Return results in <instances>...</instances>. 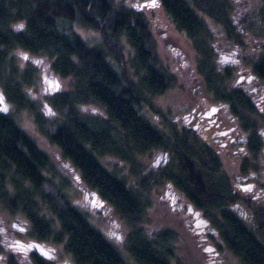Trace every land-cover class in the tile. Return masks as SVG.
I'll return each mask as SVG.
<instances>
[{"label":"trees","instance_id":"16d2710c","mask_svg":"<svg viewBox=\"0 0 264 264\" xmlns=\"http://www.w3.org/2000/svg\"><path fill=\"white\" fill-rule=\"evenodd\" d=\"M260 1L258 13L264 21ZM159 2L174 29L189 41L205 91L226 106L247 133L248 150L257 152L261 140L254 105L231 82V68L216 64L219 46H242L251 25L243 19L235 22L233 0ZM211 22L221 29L218 39ZM82 29L94 31L97 38L90 41ZM259 45L260 51L245 57L244 63L264 82V39ZM20 53L47 58L51 71L68 81L50 99L59 118L47 140L77 170L83 184L128 225L125 258L69 200L68 181L57 178L48 153L13 115L0 113V208L22 215L33 239L62 243L74 264H173L175 234L168 229L148 233L141 226L150 206L145 194L166 180L210 220L240 264H264V208L247 201L254 213V225L247 226L229 206L235 197L222 191L225 180L213 149L193 130L167 133L146 116L145 95L165 92L174 78L158 56L144 14L112 0H0V87L17 108L31 105L25 89L35 75L28 66L19 67ZM87 104L100 106L101 114L83 113L81 106ZM152 150L171 153V161L133 185L99 159L111 155L134 164L138 155ZM29 257L31 264H52L36 252ZM6 264L17 263L9 255Z\"/></svg>","mask_w":264,"mask_h":264},{"label":"rangeland","instance_id":"374dc122","mask_svg":"<svg viewBox=\"0 0 264 264\" xmlns=\"http://www.w3.org/2000/svg\"><path fill=\"white\" fill-rule=\"evenodd\" d=\"M112 1L117 6L144 14L157 45L158 56L174 78V84L165 92L145 95L148 101L146 116L167 133L174 128L177 131L193 130L201 142L213 149L219 158L221 175L225 180L222 191L235 197L229 206L247 226L252 227L254 213L247 201L264 208V82L250 72L244 59L254 57L260 51L259 44L264 39V21L258 13L261 1L233 0L235 22L248 21L251 31L244 33L242 46H219L216 56L219 68H231V82L244 90L254 105L256 129L261 140L260 148L255 153L248 150L245 144L247 133L226 106L215 101L205 91L203 81L195 71V55L189 41L174 29L159 0ZM209 24L214 38L218 39L220 27L212 22ZM82 34L90 41L97 38V33L88 29H82ZM120 41L124 52L128 53V44L123 39ZM215 42L219 44V41ZM19 58L21 69L28 66L35 72L33 85L25 89L27 105H31L17 108L7 101L0 87L3 96L0 113L13 115L21 129L36 141L40 149L48 153L57 178L64 176L68 181L69 200L88 215L90 222L126 258L128 225L109 204L83 184L77 170L62 156L57 146L47 140V134L54 129L59 118L50 99L65 89L68 81L60 79L51 71L47 58L22 53ZM129 75L133 77L131 72ZM211 106L217 107V129L231 128L228 135H218L214 127H205L207 118L202 114ZM81 110L87 114H101L100 106L94 104L81 106ZM231 138L232 141H229ZM99 159L108 170L125 176L133 185L150 171L162 168L171 161V153L152 150L138 155L134 164H127L111 155L100 156ZM44 187L52 190L49 185ZM150 187L145 194L150 206L145 211L141 226L148 233L168 229L175 234L176 238L171 243L173 264H240L224 246L210 220L169 181L164 180ZM200 220H208L209 224L204 225ZM30 232V225L22 215L10 214L0 208V264H6L9 255L17 264H31V252H36L52 264H74L62 243L35 240Z\"/></svg>","mask_w":264,"mask_h":264},{"label":"flooded vegetation","instance_id":"af4514ba","mask_svg":"<svg viewBox=\"0 0 264 264\" xmlns=\"http://www.w3.org/2000/svg\"><path fill=\"white\" fill-rule=\"evenodd\" d=\"M2 100H3V96L2 94H0V110L2 107ZM217 107H214L212 110H210V108L208 110H206L202 115L205 116L207 118V125L205 126L206 128L210 127H214V132L217 133L218 135H228L231 128L227 129V130H222V129H217L218 124H219V120L216 119L215 117V111H216ZM214 112V113H213ZM198 115V113H197ZM229 141H232V138L229 139ZM225 142V141H224ZM200 222L204 225L209 224L208 220H200ZM208 249H211L210 247H208ZM214 254H217V251H214Z\"/></svg>","mask_w":264,"mask_h":264},{"label":"water","instance_id":"95a60500","mask_svg":"<svg viewBox=\"0 0 264 264\" xmlns=\"http://www.w3.org/2000/svg\"><path fill=\"white\" fill-rule=\"evenodd\" d=\"M213 108H214V106H211V107H210V110H212Z\"/></svg>","mask_w":264,"mask_h":264}]
</instances>
